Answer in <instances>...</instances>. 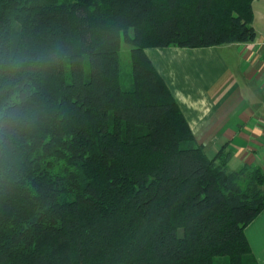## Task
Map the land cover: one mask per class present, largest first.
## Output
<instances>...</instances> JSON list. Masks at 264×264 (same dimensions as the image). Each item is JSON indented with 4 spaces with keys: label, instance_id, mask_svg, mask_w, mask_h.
Segmentation results:
<instances>
[{
    "label": "trees",
    "instance_id": "obj_1",
    "mask_svg": "<svg viewBox=\"0 0 264 264\" xmlns=\"http://www.w3.org/2000/svg\"><path fill=\"white\" fill-rule=\"evenodd\" d=\"M252 16V0H0V107L19 101L0 120V264H258L264 171L195 144L145 52L252 41Z\"/></svg>",
    "mask_w": 264,
    "mask_h": 264
},
{
    "label": "crops",
    "instance_id": "obj_2",
    "mask_svg": "<svg viewBox=\"0 0 264 264\" xmlns=\"http://www.w3.org/2000/svg\"><path fill=\"white\" fill-rule=\"evenodd\" d=\"M252 15V41L145 49L194 143L209 157L224 148L229 170L252 165L264 171V0H252ZM245 234L257 263L264 264V209Z\"/></svg>",
    "mask_w": 264,
    "mask_h": 264
},
{
    "label": "clouds",
    "instance_id": "obj_3",
    "mask_svg": "<svg viewBox=\"0 0 264 264\" xmlns=\"http://www.w3.org/2000/svg\"><path fill=\"white\" fill-rule=\"evenodd\" d=\"M18 92H13L8 102L0 107V120L3 121V126L7 129H12L17 123V113L15 106L19 103Z\"/></svg>",
    "mask_w": 264,
    "mask_h": 264
},
{
    "label": "rangeland",
    "instance_id": "obj_4",
    "mask_svg": "<svg viewBox=\"0 0 264 264\" xmlns=\"http://www.w3.org/2000/svg\"><path fill=\"white\" fill-rule=\"evenodd\" d=\"M129 32L132 34V30ZM130 48L131 45L122 41L120 48L121 82L125 87L130 86ZM181 231L179 229L178 233L181 234ZM219 264H222V262H219Z\"/></svg>",
    "mask_w": 264,
    "mask_h": 264
}]
</instances>
